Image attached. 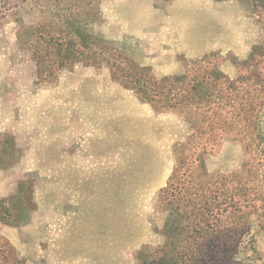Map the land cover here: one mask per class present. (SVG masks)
<instances>
[{"label":"rangeland","instance_id":"1","mask_svg":"<svg viewBox=\"0 0 264 264\" xmlns=\"http://www.w3.org/2000/svg\"><path fill=\"white\" fill-rule=\"evenodd\" d=\"M62 1L0 0V264H264V0Z\"/></svg>","mask_w":264,"mask_h":264},{"label":"trees","instance_id":"2","mask_svg":"<svg viewBox=\"0 0 264 264\" xmlns=\"http://www.w3.org/2000/svg\"><path fill=\"white\" fill-rule=\"evenodd\" d=\"M64 1H62V0H58V6H60L61 7V5H64ZM60 9V8H59ZM75 23H77L76 21L74 22L73 20L71 21V22H69V20H66V21H63V24L66 26L65 27V29H66V32L67 33H69L70 31H68V27L69 26H71V25H75ZM76 28H72V30H75ZM64 31V30H63ZM77 29H76V32L75 33H77ZM59 33H60V31H59ZM61 33H63V32H61ZM60 33V34H61ZM81 35V34H80ZM57 37H61L60 35H58ZM52 37L51 38H49L48 40H49V43L51 44L50 45V52H48V55L50 56V55H54V53H56V51L59 53V54H61V55H63V54H65L66 52H68L69 51V42H70V40H65L64 42H59V41H56L55 40V43H51V41H52ZM77 39H80L79 37H77ZM79 41H81V40H79ZM62 45H63V47H62ZM84 45H85V42H84ZM160 256L161 254H160V252H156V253H149V255L146 253V252H139L138 253V261H139V263L140 264H165V262H163L162 260H161V258H160V260H157L156 261V259L155 258H152V257H156V256ZM148 257H151L152 258V260H150L149 262H147V259H148ZM232 259V258H231ZM229 260H230V258H229ZM232 261L233 260H230L229 262H228V264H232ZM220 263H222V261H219V259H217V261H216V264H220ZM172 264H176V263H172ZM188 264H190V263H188Z\"/></svg>","mask_w":264,"mask_h":264}]
</instances>
